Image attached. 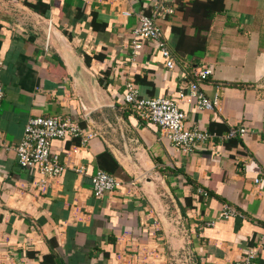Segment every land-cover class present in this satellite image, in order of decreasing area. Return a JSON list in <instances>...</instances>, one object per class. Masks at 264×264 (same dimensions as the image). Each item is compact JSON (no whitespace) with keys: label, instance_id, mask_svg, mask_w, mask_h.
Masks as SVG:
<instances>
[{"label":"crops","instance_id":"1","mask_svg":"<svg viewBox=\"0 0 264 264\" xmlns=\"http://www.w3.org/2000/svg\"><path fill=\"white\" fill-rule=\"evenodd\" d=\"M192 1L0 0V138L9 144L0 148V264H42L49 239L64 264H233L255 247L264 264V0H224L201 33ZM158 6L173 69L157 48L132 47L140 14ZM204 67L212 73L201 88L218 105L185 98L187 124L249 132L185 153L132 113L125 88L133 80L143 96H176ZM53 114L94 136L55 139L67 167L43 180L15 147L30 118ZM98 169L123 186L95 196ZM227 205L238 215L221 218Z\"/></svg>","mask_w":264,"mask_h":264},{"label":"built area","instance_id":"2","mask_svg":"<svg viewBox=\"0 0 264 264\" xmlns=\"http://www.w3.org/2000/svg\"><path fill=\"white\" fill-rule=\"evenodd\" d=\"M162 6H158L152 14L141 13L138 26L132 34V47L135 53L146 46L157 48L164 59L165 65L173 69L176 67V59L167 45L163 30L158 23ZM130 15L131 12H126ZM212 73L209 67L195 70V79L182 85L176 96H143L137 84L128 81L125 88V105L138 119L144 122L155 123L161 128L162 135L182 152L189 153L198 146L213 143L216 137L230 140L236 137H244L249 129L245 126L231 128L227 134L219 135L200 127H190L187 124V114L181 108V102L185 98H193L202 109H213L218 105V99L206 96L201 88V82ZM5 95L3 84L0 81V107ZM94 136L92 130L82 127L74 118L53 114L49 116H35L30 118L25 126L23 137L15 147L19 164L25 169H36L43 180L61 175L67 165L58 154L53 151V141L64 138H82L86 140ZM9 144L0 138V148H7ZM80 174L85 172V166L75 168ZM256 181H260L257 178ZM123 181L114 174L103 169H98L92 175V190L95 196L102 197L112 193L123 186ZM200 192H205L200 189ZM238 215V211L227 205L221 212V218H229ZM233 264H260L258 260V248L247 250L243 257Z\"/></svg>","mask_w":264,"mask_h":264},{"label":"trees","instance_id":"3","mask_svg":"<svg viewBox=\"0 0 264 264\" xmlns=\"http://www.w3.org/2000/svg\"><path fill=\"white\" fill-rule=\"evenodd\" d=\"M191 5L189 14L194 18V26L200 33L201 31H208L213 24L214 17L218 13L225 11L224 0H193ZM203 38L206 40L205 35H203ZM225 130L229 131L230 129L225 128ZM239 141L240 138L238 137L230 139L231 143H237ZM203 199L204 197L201 196V200ZM49 244L52 248L51 254L45 257L42 264H64V260L55 251V247L58 244L57 241L55 239H49Z\"/></svg>","mask_w":264,"mask_h":264}]
</instances>
